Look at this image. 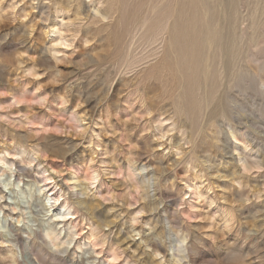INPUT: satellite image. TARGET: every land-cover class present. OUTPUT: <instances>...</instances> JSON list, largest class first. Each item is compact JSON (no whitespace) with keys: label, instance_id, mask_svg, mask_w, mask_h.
Segmentation results:
<instances>
[{"label":"rangeland","instance_id":"rangeland-1","mask_svg":"<svg viewBox=\"0 0 264 264\" xmlns=\"http://www.w3.org/2000/svg\"><path fill=\"white\" fill-rule=\"evenodd\" d=\"M0 264H264V0H0Z\"/></svg>","mask_w":264,"mask_h":264}]
</instances>
